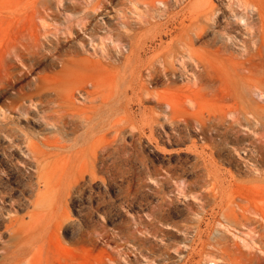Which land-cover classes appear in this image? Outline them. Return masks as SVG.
Returning a JSON list of instances; mask_svg holds the SVG:
<instances>
[{"label":"rangeland","instance_id":"obj_1","mask_svg":"<svg viewBox=\"0 0 264 264\" xmlns=\"http://www.w3.org/2000/svg\"><path fill=\"white\" fill-rule=\"evenodd\" d=\"M249 1L0 0V264H260L264 71L196 62L216 66L211 40L238 59L260 44L264 0ZM27 40L62 57L23 76L1 52ZM37 75L44 113L16 98Z\"/></svg>","mask_w":264,"mask_h":264},{"label":"bare ground","instance_id":"obj_2","mask_svg":"<svg viewBox=\"0 0 264 264\" xmlns=\"http://www.w3.org/2000/svg\"><path fill=\"white\" fill-rule=\"evenodd\" d=\"M250 4L253 5V3L250 2L249 0H245V5H250ZM230 13L234 14V16L237 17V13L235 11L231 10ZM257 14H258L259 18L261 19V26H260V30L261 31H260V33L257 34V32H254L250 28L247 31L246 34H247V36L250 39L254 38V36H256V34H257L259 37L262 38L261 42L255 48H249L248 40H242L241 41L242 44L240 46H242L244 52H243V54H241V58H239V59L235 58L228 52L230 46L227 44V42L216 41V40H211V41L205 43L203 45V47H202V53H203V55L205 57H211V58L214 57L216 59L217 64H216L215 67L212 64L204 63L205 61L203 62L202 58H200V57H196L197 58V61H196V59L194 58V55L191 52V50H189V53H190L189 54L190 55L189 58L195 60L197 62V65L202 67L203 71H205L207 69H214L215 71H217L219 73L220 72L221 73L225 72V73L228 74V72L230 71V65H231L230 63H233L235 61V64H237L239 66L240 70H242V71L246 70L247 73H249V74L254 75V74L261 73V71L263 72L264 71V10L258 8L257 9ZM210 18H212V17H210ZM188 19H190V18L188 17ZM196 28L198 30V33H196V37L199 39L204 34L205 27H200V28L196 27ZM236 28H237V26H236ZM182 39H183L182 40L183 46L188 48L189 45H191L192 40L190 38H185V39L182 38ZM235 44H237V43H235ZM5 46H6V44H5ZM232 46H234V45H232ZM43 49H45V50H43ZM1 53H2V55H1L2 61H5L7 59H9L10 61L13 60V61L17 62L18 64H20L23 67V76H26L27 74L32 73L33 69L36 66H38L39 64H44V62H47V61L53 62L54 58H59L60 59L62 57L61 53H60V51L58 50L57 47L45 46V44L44 43H40V41L31 42V41H28V40L27 41H23V42L15 41L13 43H10L9 45L6 46L4 52H1ZM60 61H61L62 65L65 66L69 62L68 56H65V58L61 59ZM11 82H12V79L10 77L9 70L3 69L2 71H0V96H1V94L3 92V90ZM32 86H34V87H33V89H31L30 92H27V91H25L24 88L19 87L16 90L17 101L28 102L38 112H43L44 113L45 110H44V108L42 106V104L44 103L43 99L45 98V91L50 88V84H48V82H47L45 77L37 75L35 77V80H34V85H32ZM35 100L39 104H35L34 105L33 103H34ZM15 109H16L15 111L17 112L18 115H20V114L24 115V114H26L29 111V109H26L25 107H18V108H15ZM25 116H27V115H25ZM28 117H29V115H28ZM42 117H43V119L45 121H48V119L50 118V117H46L45 114ZM7 120H8V118H7ZM2 132H3V134L6 133V135L9 136V134L7 133L8 131H6L5 125L0 123V133H2ZM16 133H17V131L12 130V132H10V136L14 137V136H16L15 135ZM9 148H14V147L10 146ZM17 148H14V150L17 151ZM25 150H26V152L29 155L32 156L33 159H35V161H37V163H38L37 167L40 166L41 162H38L36 154H35L36 152L34 151V149L31 146V144L28 143L26 145V147H25ZM41 184L45 185L46 183L42 182L41 178H38V185H41ZM70 186L68 185V187H67L68 192H69V189L73 188L74 185H72L71 187ZM194 195H196V194H194ZM201 196H203V195H201ZM196 200H197V198H196ZM220 203L222 204L221 200H220ZM246 211H247V209H245L243 211V213L241 214V217L243 218L244 221H249V219H247V218L244 219V217H245L244 213ZM157 214H158L157 212L152 213V217L157 218L156 217ZM222 216H223V218H224V220H225V222L227 224H232L233 222H236L237 224L241 223V220H237L236 216L234 215V213H231V211H229V210L223 211L222 212ZM263 220H264V217H263ZM8 229H9V227H7V230ZM198 234H199V236H198L199 240L198 241H200L201 240V235L203 233H202V231H199ZM255 243L259 244L260 246H264V240H263L262 235L258 236V238L256 239ZM184 248H186V247H184ZM191 249H192L191 251H194L193 250L194 249L193 246H191ZM188 254H191V252H189ZM257 262L261 264L262 262H264V258H262V259L258 258Z\"/></svg>","mask_w":264,"mask_h":264}]
</instances>
